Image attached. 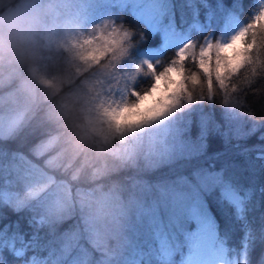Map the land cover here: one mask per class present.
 Listing matches in <instances>:
<instances>
[{
  "label": "rangeland",
  "instance_id": "obj_1",
  "mask_svg": "<svg viewBox=\"0 0 264 264\" xmlns=\"http://www.w3.org/2000/svg\"><path fill=\"white\" fill-rule=\"evenodd\" d=\"M257 6L261 16L264 0ZM124 11L160 35L161 45H133L115 24ZM246 30L236 6H223L221 0H0V86L19 82L14 91L0 95V142L16 136L28 112L48 108L57 120L80 121L77 143L71 144L75 150L88 139L103 158L142 176L180 172L182 162L203 156L209 135L219 134L228 147L254 134L264 137V124L226 92L227 80L245 61L244 52L231 64L219 53L220 46ZM186 48L198 62H211L205 75L223 91L222 120L206 114L203 103L193 104L187 89L178 106L155 118L143 106L126 107L136 102L137 81L153 80L149 65L160 72ZM167 52L175 59L159 66ZM53 145L51 140L37 146L32 156L52 167L48 152ZM1 155L10 158L0 156V218L6 208L24 210L31 216L21 221L23 232L35 228L28 250L19 244L22 255H16L19 238L16 248L8 239L3 242V248L10 246L6 254L0 250L6 264L233 263L203 200L215 186L223 196L230 189L223 172H194L190 180L167 174L157 187L144 181L133 185L136 194L126 202L109 197L91 202L72 195L67 183L55 182L25 156ZM158 212L164 213L162 223L154 219ZM64 223L67 228L61 229ZM190 224L193 228H186ZM137 226L144 243L134 250ZM12 232L21 235L19 229Z\"/></svg>",
  "mask_w": 264,
  "mask_h": 264
},
{
  "label": "trees",
  "instance_id": "obj_2",
  "mask_svg": "<svg viewBox=\"0 0 264 264\" xmlns=\"http://www.w3.org/2000/svg\"><path fill=\"white\" fill-rule=\"evenodd\" d=\"M221 4L226 7L236 6L239 20L247 27L249 42H255L256 45L250 52L244 51L245 61L242 67L227 80L226 92L241 103L242 111L250 115L254 121L264 124V31L259 26L253 27L257 21L255 13L260 15L262 9L256 5V0H221ZM115 24L120 25L130 35L131 43L141 49L161 45L160 35H152L143 23L129 16L127 11L121 14L120 20H116ZM173 59H175L173 53L167 52L160 60L159 66H169ZM197 76H199V82H194ZM185 78L188 80L187 90L193 104L203 103L206 114H209L214 120H222L224 95L216 81L213 78L208 79L203 73L198 74L196 64L189 62ZM152 81V79L137 81L134 91L139 94L146 93L151 87ZM17 86H19V82L15 79L3 83L0 86V95L14 91ZM76 120L73 121L71 118L57 120L52 113H48V108H38L28 112L25 122L16 136L0 142V156L4 159L10 157L1 155L2 153H18L25 156L43 172L50 175L55 182L67 183L72 195L91 202H98L108 197L112 198L113 202H126L136 194L133 185H141L144 181L147 187H157L163 183H158L159 181L169 176L167 174H181L185 180H190L195 174L202 176L203 174L223 172L225 180L229 182L230 189L239 188L244 191L250 188L252 190L253 195L247 205L245 215L242 218L238 217L235 214V205H228L227 199L221 194L220 188L216 186L204 193V204L212 223L216 226L220 242L227 249L229 260H237L238 264H242L245 245L254 237L255 242L251 244L248 252L247 264H261L264 260V240L261 239L264 234V191H261L264 189L263 136L254 134L228 147L223 144L219 134L209 135L206 139V150L202 154L203 156L182 162L180 172L179 169H175L166 173L155 171L139 176L126 165L119 166L113 161L103 158L96 151V147L95 149L90 146L91 144L89 145L88 139H86L88 142H83L77 150L75 147H71V144L76 145L75 137L79 133L77 125L80 124V121L77 118ZM195 120L192 124L193 127H197ZM51 140L54 141V145L49 149L48 157L54 160L52 167L32 156L34 148ZM190 168L191 170H189ZM194 172L196 173L193 174ZM170 180L174 182L173 177ZM5 212L3 219L11 218L12 229H19L21 236L25 238L24 242L19 239L17 250L19 244H23L22 247L25 251L28 250L29 242L34 240L33 231L35 229L30 227L28 231L23 232L24 225L21 221H28L31 214L24 210L14 213L7 208ZM34 222H37L36 218L32 224ZM65 224L63 225L64 229L67 228ZM186 228H193V224ZM9 233L6 230L3 242L6 241ZM7 247L2 248L4 254L10 248V246ZM7 261L10 262L11 259L8 258ZM0 264H6L1 257Z\"/></svg>",
  "mask_w": 264,
  "mask_h": 264
},
{
  "label": "snow or ice",
  "instance_id": "obj_3",
  "mask_svg": "<svg viewBox=\"0 0 264 264\" xmlns=\"http://www.w3.org/2000/svg\"><path fill=\"white\" fill-rule=\"evenodd\" d=\"M127 2V0H126ZM137 2H143V0H137ZM259 26L262 31H264V13L257 18V21L254 23L253 27ZM255 42H249V36L247 30L243 33H238L232 38L230 43L225 46L219 47V53L222 55L226 61L230 64L237 61V58L245 51H251L254 48ZM192 47L191 44L188 46ZM191 61L197 63V73L207 74L210 71V63L208 65L198 62L193 59L189 54L188 49L177 52L176 59L172 62V66L161 70L160 72L156 71V67L149 65V71L155 73L152 81V85L149 90L144 94L133 93V96L136 97V102L130 106L133 109L140 108L143 106L144 112H154V118L165 114L170 111L172 108L178 106L180 97L186 93L188 80L185 79L186 76V65ZM218 72H223L222 68L217 69ZM194 82H199V76L195 78ZM261 191H264L262 189ZM252 190L249 188L247 190L241 191L239 188L235 190L226 189L224 196L227 199L228 205H235V214L238 217H243L247 210V205L252 198ZM164 213L158 212L154 219H158L159 222H163ZM6 230L11 233V244L15 248L17 239L19 238L22 242L25 241V238L19 235L18 232H12V220H4L0 218V250L3 248V240L6 234ZM251 230L249 229V232ZM31 239V238H30ZM264 240V234L261 237ZM255 242L253 237L251 241L245 245L242 256L247 264L248 252L251 248V244ZM132 246L135 250V246L138 244L144 243V233L141 231L140 227L137 226L134 230V237L132 239ZM31 246V245H29ZM23 251L17 250L16 255H22ZM138 264H144L143 260L138 261ZM261 264H264L262 260Z\"/></svg>",
  "mask_w": 264,
  "mask_h": 264
}]
</instances>
